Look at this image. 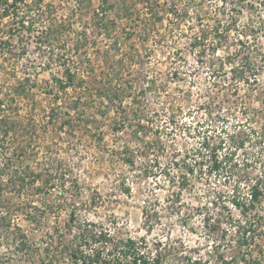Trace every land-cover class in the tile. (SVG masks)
I'll return each mask as SVG.
<instances>
[{
	"label": "rangeland",
	"instance_id": "374dc122",
	"mask_svg": "<svg viewBox=\"0 0 264 264\" xmlns=\"http://www.w3.org/2000/svg\"><path fill=\"white\" fill-rule=\"evenodd\" d=\"M34 1L19 0L16 6L18 14L27 15ZM235 1L241 0H227L224 4L222 0H45L50 3L47 9H52L50 42H44L46 40L40 36L44 29L42 23L36 24L31 32L18 33L14 30V35L8 38L5 30L13 22L12 16L3 18L0 7V89L4 90L18 79H24L27 83H35L38 92L35 98L16 99L20 115L28 114L27 110L35 99L46 105L47 83L55 77L65 78L68 67L77 73L78 79L96 88L120 85L117 95L110 94L113 100L103 96L105 104L110 105L104 118L106 124L98 130L94 129L91 134L75 129L72 137L73 143L81 145L87 135L96 137L98 132L103 134V146L97 144L90 150L89 156L82 157L83 163L76 169L78 189L82 193V198L76 200L79 202V222L88 218L111 231L110 248L124 247L130 236H145L151 240L161 238L165 242L181 239L188 246L201 250L202 256H207L210 239L203 227L205 206L209 207L218 192L229 195L233 180L225 182L224 176L219 174L211 177L195 174L181 196L184 201L182 210L184 214L188 213L187 219H181L175 213L165 212L168 203L174 199L169 197L170 200H167V196L172 188L178 190V184L173 186L168 182V176L159 172L155 176L143 175L140 167L126 166L122 154L110 158L108 153L120 150L126 140L131 139L130 147L135 149L144 141L161 136L167 147L161 162L167 163L177 151L176 156L182 162L186 150L201 141L204 130L211 132L215 129L213 132L216 135L222 124L227 130H235V123L244 117L240 108L236 107L235 94L225 90L217 93L218 98L217 94L209 95L207 87L211 78L206 68L207 56L212 57L211 53H215L209 50L215 27L226 28L231 25L232 17L238 20L237 29L230 32L225 46L216 51L215 57L235 53L240 47L238 39L243 30L252 31V35L244 39L250 43L251 50L260 53L257 49L264 47V9H258L259 4L253 9H247L245 5L239 13L242 7L236 4L233 8ZM246 1L243 2L246 4ZM204 34L207 39L204 42L206 53L201 52L204 46L195 45L196 37ZM260 56L258 59L262 62ZM258 77L259 84L255 87L240 80L233 81L239 87L238 94L242 97L239 101L245 103L249 112L264 107L261 99L264 71ZM96 99L100 98L96 96ZM207 100H214L215 103L212 101L207 105ZM124 109L129 113L130 121L121 131L112 130L114 119H123ZM174 109L180 111L177 112L180 113L177 123L171 122V111ZM136 114L143 118L147 115L148 121L146 128L139 132V138H136L131 126L138 123L139 116ZM261 115L263 117L259 119L264 123V113ZM63 137L57 141L61 148L57 154L60 158L66 157L73 145L68 144L67 135ZM250 147L251 144L247 145L248 149ZM94 151L96 154L92 155ZM43 152L44 147L40 163L44 162ZM243 153V149H239L236 155L241 158ZM170 169L175 176L181 174L176 166ZM4 183L0 179V185ZM128 187L130 192L126 189ZM92 198L96 203L88 204ZM145 203L156 204L162 213V219L153 227L146 222L143 212ZM234 211L237 213V210ZM22 212L15 218L29 234L33 257L29 258L22 252L17 254L14 246L9 247L6 242L0 241L3 261L29 264L35 259L36 264H44L42 258L45 257V264H69L62 256V248L73 240L77 228L65 230L68 212L64 210L57 216H51L40 227L27 223ZM39 251H42L41 255ZM228 252L233 254L235 249Z\"/></svg>",
	"mask_w": 264,
	"mask_h": 264
},
{
	"label": "trees",
	"instance_id": "16d2710c",
	"mask_svg": "<svg viewBox=\"0 0 264 264\" xmlns=\"http://www.w3.org/2000/svg\"><path fill=\"white\" fill-rule=\"evenodd\" d=\"M243 1H235L232 5L234 8L236 4H241L239 13L245 5L247 9H253L259 4L258 9H264V0H247L246 4ZM18 2L19 0H0L3 10L1 16L5 18L11 15L13 20L6 27V36L10 38L14 35V30L18 33L31 32L36 24L42 23L44 29L40 36L46 40L44 42H50L52 9H47L50 3L35 0L29 6L28 14L20 16L16 9ZM222 2L227 3V0ZM237 23L238 20L232 17L231 25L226 28L215 27L214 39L209 44V50L215 53H211L212 57L207 56L206 66L211 78L208 79L207 87L209 95L220 94L225 90L235 94L236 107L240 108L244 116L235 123V130H227L223 124L216 135L213 132L215 129L211 130L214 134L204 130L201 141L186 150L182 162L176 156L179 151L174 152L175 155L167 163L161 162L160 158L167 149L161 136L144 141V144H139L135 149L130 147L131 139L126 140L120 150L114 149L108 153L110 158L122 154L125 165L140 167L143 175L155 176L159 172L168 176V182L173 186L178 184V190L172 188L167 196V200H170L169 197L174 199L168 203L165 212L175 213L181 219L188 218V213L184 214L182 210L184 201L181 196L191 177L195 174L210 177L219 174L224 176L225 182L233 180V189L227 193L229 195L218 192L209 207L205 206L203 227L210 239L207 256H202L201 250L188 246L181 239L165 242L161 238L151 240L145 236H130L124 247L110 248L111 231L88 218L79 222V202L76 198H82V193L78 189L79 178L75 172L82 165L83 156L88 155L97 144L103 146V134L98 132L96 137L87 135L84 143L79 145L80 143H73V133L75 129H82L91 134V131L106 124L104 118L110 105L105 104L103 96L113 100L110 94L117 95L120 85L96 88L85 80L78 79L77 73L70 67L65 69V78L55 77L52 82L47 83V104L35 99L26 116L20 115L16 99H29L31 96L35 98L38 94L35 83L18 79L10 87L0 89V179L5 181L0 185V241L6 242L9 247L14 246L17 254L22 252L31 258V239L15 217L23 211L27 223L40 227L51 216H57L65 210L69 216L64 223L65 230L77 228L72 236L73 240L62 248V256L69 264H264V123L259 119L263 117L261 114L264 113V107L249 112L245 103L239 101L242 98L238 94L239 87L233 84V81L239 80L250 87L259 84L258 74L264 71V47L257 49L260 53L251 50L250 43L244 39L249 38L252 31L243 30L238 39L240 47L235 53L215 57L216 51L225 46L230 32L237 29ZM206 40V34L196 37L195 45L204 46L202 53H206ZM259 54L262 62L258 59ZM96 96L100 99L97 100ZM261 99L264 102V89ZM212 101L207 100L206 104L210 105ZM177 112L180 111H171L173 123L178 122L180 113ZM123 113V119H114L112 130L121 131L122 127H126V122L130 121L126 109ZM144 118L140 115L138 123L131 125L136 138L146 128L147 115ZM63 135H67L68 144L73 145L69 147L66 157L60 158L57 154L61 148L57 141L64 138ZM249 144L251 147L248 149ZM42 147L45 148V155L44 162L40 163ZM71 149L74 155L73 151L70 152ZM239 149L244 151L241 158L236 155ZM174 166L180 169V175L173 174L170 168ZM243 180L246 182H242ZM123 184L127 183L123 181ZM126 189L130 192L129 187ZM93 202L96 203L93 198L88 200V204ZM143 212L149 227L162 219V213L156 204L145 203ZM230 249H235V252L230 254ZM49 256L48 254L47 257ZM44 258L42 262L45 264ZM3 259L0 255V264H8ZM29 264H36L35 259Z\"/></svg>",
	"mask_w": 264,
	"mask_h": 264
}]
</instances>
